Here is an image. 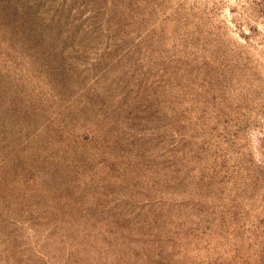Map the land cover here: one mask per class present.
<instances>
[{
	"label": "rangeland",
	"instance_id": "rangeland-1",
	"mask_svg": "<svg viewBox=\"0 0 264 264\" xmlns=\"http://www.w3.org/2000/svg\"><path fill=\"white\" fill-rule=\"evenodd\" d=\"M0 264H264V0H0Z\"/></svg>",
	"mask_w": 264,
	"mask_h": 264
}]
</instances>
